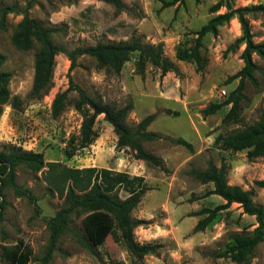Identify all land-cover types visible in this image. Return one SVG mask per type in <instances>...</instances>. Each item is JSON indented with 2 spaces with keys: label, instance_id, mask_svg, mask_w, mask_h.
<instances>
[{
  "label": "rangeland",
  "instance_id": "rangeland-1",
  "mask_svg": "<svg viewBox=\"0 0 264 264\" xmlns=\"http://www.w3.org/2000/svg\"><path fill=\"white\" fill-rule=\"evenodd\" d=\"M123 1L126 8L117 11L100 0H0V53L5 56L0 72L10 74L8 88L12 97L20 99L14 105H3L0 152L17 147L42 153L45 162H61L75 168H110L145 177L148 189L131 216L144 222L134 230L137 242L160 244L157 254L145 255L138 262L111 235L92 254L79 246L71 234H66L50 264H236L230 258L218 256L228 250L233 234L258 226L256 217L245 214L239 204L233 203L217 211L203 231H195L199 220L206 216L197 213L205 208L214 210L225 201L209 195L213 184L199 182L191 171H205L210 160L218 167L225 163L229 185L253 190L255 204L264 209V188L255 185L264 180V157L250 160L247 150L232 152L216 143L219 136L234 134L260 120L264 111V59L253 55L258 70L253 78L245 80L238 108L224 122L233 106L227 100L240 82V78L231 77L244 66L240 56L245 44L231 48L242 36L237 16L220 26L216 36H205L202 70L192 60H178L177 52L192 48L194 33L211 18L227 11L223 7L212 13L210 9L218 2H230L237 9L264 5V0H183L173 6H165L172 0ZM25 15L53 30L52 40L62 49L55 59L52 84L40 99L28 97L35 50L22 51L12 43L15 29ZM246 18L254 42L264 43V13L249 12ZM134 37L141 38L143 44H162L164 56L175 63L178 74L169 72L162 76L150 63L142 75L138 74L137 52L119 74L98 69L95 59L88 56H78L70 72L68 54L75 49L125 42ZM69 74L73 83L90 96L120 106L132 104L127 118L132 129L148 115L156 114L147 131L158 133L161 139L143 145L163 160L164 167L148 166L136 159L130 148L118 149V136L104 115L95 121L96 139L90 146L80 148L84 116L75 109L78 93L71 91L62 112L53 114L56 96L69 88ZM223 90L227 95H222ZM210 104L220 108L217 113L204 116L203 110ZM178 138L188 141L193 151L175 145L172 140ZM43 174L22 165L17 167L16 183L29 189L35 201L18 197L12 188L3 190L0 264H8L2 247L19 241L33 261L45 254L50 240L48 222L63 207L64 200L49 192ZM119 196L128 195L121 191ZM82 218L76 220L80 228ZM253 262L264 264V242L255 251Z\"/></svg>",
  "mask_w": 264,
  "mask_h": 264
},
{
  "label": "trees",
  "instance_id": "trees-1",
  "mask_svg": "<svg viewBox=\"0 0 264 264\" xmlns=\"http://www.w3.org/2000/svg\"><path fill=\"white\" fill-rule=\"evenodd\" d=\"M100 1L110 3L117 11L126 8L123 0ZM179 1L183 0H172L165 6H173ZM223 7L227 11L214 16L200 30L196 31L194 33L196 35L195 45L192 48L179 49L177 59L192 60L196 63L197 69L202 70L204 58L201 51L205 36L207 34L216 36L220 26L237 16L242 36L235 41L231 48L245 44L240 56L244 66L231 77L232 80L240 78V82L227 100L228 104L233 103L231 111L224 119V122H227L238 108L245 80L253 78L254 72L258 70L253 55L256 54L264 59V43L254 42L251 27L246 18V14L249 12L264 13V5L233 9L230 2L220 1L212 6L210 11L216 13ZM52 33L53 30L25 15L17 25L12 37V43L17 49L35 50L34 77L28 96L31 99L42 98L52 84L55 59L62 52V49L52 40ZM136 52L138 53L136 61L138 74L144 73L148 63L159 69L162 76L169 72L176 74L179 72L175 63L164 56L162 44H143L139 37L125 42L98 43L94 46L75 49L68 54L71 61L70 72L75 66L78 56H88L95 59L98 69H106L119 74L123 65ZM4 62L5 56L0 53V67ZM9 79V73L0 72V116L3 112V105L8 103L14 105V102L20 101L18 97H12L8 88ZM71 91L78 93L75 109L82 112L84 116L80 131V148L90 146L96 139L95 121L99 115H104L105 120L112 125L118 136V149L130 148L135 152L136 159L144 161L148 166L164 167L163 160L143 145L145 142L161 139L158 133L147 131L148 126L156 118V114L148 115L132 129L127 123L128 115L133 109L132 104L120 106L116 103L105 102L99 96H90L86 90L73 83L69 74V88L58 94L54 100V115L62 112ZM219 108L218 104H210L203 110V114L204 116L215 114ZM172 142L193 151V146L182 138L173 139ZM216 143L232 152L247 150L250 160L264 157V111H262L258 122L234 134L219 136ZM20 165L33 173L43 172V180L48 185L49 192L53 195L57 194L64 200V204L48 222L50 240L44 256L38 261H33L30 255L24 251L23 242L19 241L13 246L2 247L8 264H50L54 252L58 249L60 239L66 234H71L79 246L92 254L96 252L99 245L104 243L107 236L111 235L113 240L124 245L138 262H141L145 255L157 254L159 248L162 247L160 244H141L137 242L134 234L135 228L144 224L141 220L133 219L131 214L140 204L148 189L145 177L131 176L127 172L107 168H75L61 162H45L42 153L12 147L8 151L0 152V199L4 197L3 190L5 188H12L18 197H28L31 201H35V197L29 189L16 183L17 167ZM191 174L203 184H213V189L208 194L217 195L225 201V204L214 210L205 208L198 212V216L203 214L206 216L199 220L195 231H203L214 220L217 211L229 208L233 203L239 204L245 214L256 217L258 226L251 231L244 229L233 234L232 244L225 253L219 254L218 257L230 258L236 264H255L253 262L254 253L258 246L264 242V209L255 204L253 190H244L238 185H229L225 163L218 167L210 160L205 171L193 169ZM255 185L264 188V180L256 181ZM121 191L127 193L128 196L121 198L119 196ZM80 218H82L83 229L76 226V220Z\"/></svg>",
  "mask_w": 264,
  "mask_h": 264
},
{
  "label": "crops",
  "instance_id": "crops-1",
  "mask_svg": "<svg viewBox=\"0 0 264 264\" xmlns=\"http://www.w3.org/2000/svg\"><path fill=\"white\" fill-rule=\"evenodd\" d=\"M107 169H110V168H107ZM112 170V169H111ZM114 171H118V170H114ZM128 173V172H127ZM131 175V174H130ZM132 176H140V175H132ZM144 177V176H143ZM159 239H161V238H159ZM157 240H158V238H157ZM141 244H148V243H141Z\"/></svg>",
  "mask_w": 264,
  "mask_h": 264
},
{
  "label": "built area",
  "instance_id": "built-area-1",
  "mask_svg": "<svg viewBox=\"0 0 264 264\" xmlns=\"http://www.w3.org/2000/svg\"><path fill=\"white\" fill-rule=\"evenodd\" d=\"M222 95H223V96L227 95V93H226L225 90L222 91Z\"/></svg>",
  "mask_w": 264,
  "mask_h": 264
}]
</instances>
